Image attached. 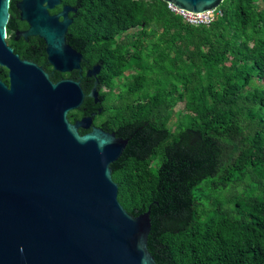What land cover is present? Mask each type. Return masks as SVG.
<instances>
[{
  "label": "trees",
  "instance_id": "trees-1",
  "mask_svg": "<svg viewBox=\"0 0 264 264\" xmlns=\"http://www.w3.org/2000/svg\"><path fill=\"white\" fill-rule=\"evenodd\" d=\"M61 2L77 9L67 44L90 67L101 61L103 112L94 124L129 135L144 125L166 132L147 158L127 157L112 170L121 206L128 214L148 211L166 149L184 131L231 145L189 187L186 225L160 233L156 247L172 264H264V0H223L208 26L185 23L163 0ZM15 24L26 26L10 3L7 31ZM45 62L44 55L36 60ZM86 71L83 66L82 78ZM174 111L179 118L171 124ZM82 115L74 110L67 117L74 123Z\"/></svg>",
  "mask_w": 264,
  "mask_h": 264
},
{
  "label": "water",
  "instance_id": "water-1",
  "mask_svg": "<svg viewBox=\"0 0 264 264\" xmlns=\"http://www.w3.org/2000/svg\"><path fill=\"white\" fill-rule=\"evenodd\" d=\"M193 13L223 0H163ZM59 0H20L13 12L39 38L26 58L5 41L10 0H0V264H172L156 247L160 233L175 234L190 216L189 187L208 175L232 149L184 131L166 149L157 198L148 211L127 213L117 200L111 172L127 157L144 160L166 136L144 125L133 135L123 128L92 127L103 112L97 75L66 42L75 9L48 10ZM62 18V21H59ZM46 57L41 67L39 56ZM47 65L53 71L46 72ZM86 66L85 78L81 77ZM60 73H71L62 79ZM80 109L71 123L68 113ZM90 130L80 134L79 130Z\"/></svg>",
  "mask_w": 264,
  "mask_h": 264
},
{
  "label": "flooded vegetation",
  "instance_id": "flooded-vegetation-1",
  "mask_svg": "<svg viewBox=\"0 0 264 264\" xmlns=\"http://www.w3.org/2000/svg\"><path fill=\"white\" fill-rule=\"evenodd\" d=\"M19 1L20 0H10V3H13V5H14L15 2H19ZM59 1H60V3L57 6H55L53 9L48 10L50 15L58 14L62 10V8L64 6H69V7L73 8V9H75V11L77 12V9L75 7H73L71 5H68V4H63L61 2V0H59ZM74 14H75L74 11L73 12L71 11V12L68 13V18L72 19V22L67 28V33L69 32L70 26H72V24H73V21H74L73 16H74ZM62 20H63L62 18H59V21H62ZM19 21L22 22L20 19H19ZM25 25H26L25 27L19 28L18 24H15V26L13 28H11L10 32L7 31V27H6V31H5V41H6L7 46H9L12 49L13 53L17 54L20 58H21L20 54L21 53H23V54L25 53L26 54L27 51L30 48H39V38L38 37H29L27 39V41L21 36H19L17 40L14 39L15 33L17 31L18 32H22V31H25L28 28L26 23H25ZM21 59H24V58H21ZM62 74H63V78L62 79H65V73H62ZM0 80H1V82H3L6 85H8V83H9L8 71L5 68H3V67H0ZM77 110H80V109H77ZM81 112L84 113L82 110H81ZM82 117H83V115L80 116L79 119H81ZM79 119H77V120H79ZM94 122L95 121L93 120L91 128L92 127L101 128V127H98L97 125H95Z\"/></svg>",
  "mask_w": 264,
  "mask_h": 264
},
{
  "label": "built area",
  "instance_id": "built-area-1",
  "mask_svg": "<svg viewBox=\"0 0 264 264\" xmlns=\"http://www.w3.org/2000/svg\"><path fill=\"white\" fill-rule=\"evenodd\" d=\"M167 6L171 12L181 16L185 23L192 26H208L221 15V11L218 8L205 12L193 13L179 9L171 3L167 4Z\"/></svg>",
  "mask_w": 264,
  "mask_h": 264
},
{
  "label": "rangeland",
  "instance_id": "rangeland-1",
  "mask_svg": "<svg viewBox=\"0 0 264 264\" xmlns=\"http://www.w3.org/2000/svg\"><path fill=\"white\" fill-rule=\"evenodd\" d=\"M127 74V73H126ZM256 83L257 82H259V80L258 79H256V81H255ZM178 111H174V113H173V115H172V118H171V124H174V123H176L177 122V119L179 118L178 117V113H177Z\"/></svg>",
  "mask_w": 264,
  "mask_h": 264
}]
</instances>
